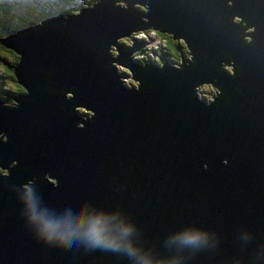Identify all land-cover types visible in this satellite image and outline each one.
I'll use <instances>...</instances> for the list:
<instances>
[{"label": "water", "instance_id": "obj_1", "mask_svg": "<svg viewBox=\"0 0 264 264\" xmlns=\"http://www.w3.org/2000/svg\"><path fill=\"white\" fill-rule=\"evenodd\" d=\"M123 1L3 28L24 93L0 101V169L15 161L0 175V264H264V0ZM147 30L182 39L191 61L120 48ZM29 195L53 223L102 218L135 254L47 243ZM185 232L207 241L184 244Z\"/></svg>", "mask_w": 264, "mask_h": 264}, {"label": "clouds", "instance_id": "obj_2", "mask_svg": "<svg viewBox=\"0 0 264 264\" xmlns=\"http://www.w3.org/2000/svg\"><path fill=\"white\" fill-rule=\"evenodd\" d=\"M15 1H18V0H15ZM20 1H23L24 3L26 2L25 0H20ZM119 1H122L125 4V2L123 0H116V3ZM9 2H13V1H9ZM93 2H94V0L89 4H92ZM77 3L82 4L83 7H85L87 4V2L85 0L80 1V2H79V0H70V2L68 4H54L53 8L48 10L49 16H47V17L57 16V15L58 16L59 15L65 16L64 13L71 12L70 11L71 6L69 4H77ZM134 4L135 3H133V6H135ZM141 4H143V3H141ZM225 5L229 6L230 2L229 1L225 2ZM146 6L147 5L145 4L144 6H135V7H138L139 12H141V11L146 12L147 11L145 9ZM123 8L125 10V6ZM75 10H77V9H74L72 11H75ZM75 14H77V13H75ZM45 18L46 17H44V18L33 17L30 20L34 21V20H40V19H45ZM30 20H28V21H30ZM230 21H231V23H233L239 27L240 26L243 27V33H249L252 31V27L248 23L244 22L243 20H241L240 18H238L236 16H232L230 18ZM149 32H151V35L149 34ZM172 38L176 39V38H174L173 35H172ZM128 40L130 42L129 46L132 47L129 50H134V54H135L134 56L136 58H138V60H140V61H148V60L150 61L151 56H150L149 52H152L153 54H157V53H159V51H161V49H158V48L160 46L162 48V46L164 45V40L162 39V35L157 34V31L155 34L154 30H151V31L147 30V31H145V33L131 34L128 37ZM176 40H180L183 42L182 39H176ZM248 41H250L249 37H247V36L242 37V42L246 43ZM118 42H119L120 48L122 50H125L124 48L126 46L121 44L120 41H118ZM139 42H141V45L143 47L150 48L149 50L144 51V53L147 54L146 59H141L142 55L139 51V47L137 45H135L136 43H139ZM163 51L164 50H162L160 53H163ZM181 52H182L183 58L187 61V63H189L191 61L190 54L185 52V51H181ZM0 59L3 60V64H6L9 66V73L12 74L13 79H14V75L12 73V68H13L14 63L11 66V62L7 58H4L1 56ZM17 60H18V57H17ZM154 63H159V62L155 61ZM178 63H179V61L175 62V64H178ZM159 64H161V62ZM228 66L230 67V71H232V65L230 63H225V65H224L225 70H227ZM122 70H125V69L122 68L120 70V73L123 76L124 82L129 83V84H133L134 82L129 77L128 71H127V73H128V75H127ZM4 74L6 75L7 73L4 71ZM23 93H24V91H23ZM23 93L21 92L19 96H21ZM18 97L16 95H12L11 99H10L11 102L9 104H6L1 99H0V101L2 102V105H4V106L5 105H11V104H13V102H14V104H17L15 99ZM81 114H82V116H84L82 112H81ZM89 116L90 115L84 116L83 118H87ZM78 125H81V124H78ZM14 164H15V161L7 163L4 166V169H0V175H3V176L6 175L7 176L9 174L11 167H13ZM39 179L47 181V187H49L52 184L51 177L39 175ZM31 184H37V177H35L34 179L25 183L24 184L25 187H23V185L21 186V198H28V187H31ZM29 211H30L31 222L37 226L39 234L47 243L58 242L60 244L67 245L69 243L68 237L72 236V237H75L78 239H82L92 248L103 247L105 249L120 250L123 247V248H126L127 251H129L130 253L135 254V250L131 247L130 244H123L117 237H115L109 233L108 229L103 226V220L100 217H97L91 221H87L83 218H80L78 220L77 219L70 220V221L66 222L65 224L53 223L50 220H48L47 218H45L43 215H41V216L36 215L35 208L31 202V196L30 195H29ZM121 231H122V234L124 236H127L128 234L131 233L132 228L130 226H125V227H122ZM178 239H180L184 244L199 246L202 243H206L207 236L205 234L200 233V232H185V233L181 234L178 237Z\"/></svg>", "mask_w": 264, "mask_h": 264}, {"label": "trees", "instance_id": "obj_3", "mask_svg": "<svg viewBox=\"0 0 264 264\" xmlns=\"http://www.w3.org/2000/svg\"><path fill=\"white\" fill-rule=\"evenodd\" d=\"M24 4L25 3L20 0L0 3V37L6 36L4 29L19 27L17 23H14L10 20L13 21L15 20L17 22L25 24L26 20H30L33 17L44 18L49 16L48 10H41L37 12L32 7ZM157 34L162 35V39L164 40L165 50L163 51V53H160L159 51V53L157 54H153L152 52H149L151 56L150 61L152 62L157 61L160 63L168 58L171 61L178 62L179 57L181 55V51L188 52L185 43H183L180 40L173 39L171 34L169 33L162 34L158 31ZM120 42L121 44L126 46L124 48L125 50L132 48L131 46H129L130 42L128 40V37L123 38L122 40H120ZM135 45L139 47V51L142 55L141 59H146L147 54L144 53V51L149 50L150 48L143 47L141 45V42L136 43ZM1 56L7 58L11 62V66L13 63L17 61V56L15 53L0 45V57ZM4 71L7 73L6 75L4 74ZM122 71L128 75L127 70H122ZM209 91H210L209 87H207L205 94H207ZM21 92L23 93L22 88L15 83L12 74L9 73V66L3 64V60L0 59V99L4 101L6 104H9L11 102L10 100L11 96L16 95L18 97Z\"/></svg>", "mask_w": 264, "mask_h": 264}, {"label": "rangeland", "instance_id": "obj_4", "mask_svg": "<svg viewBox=\"0 0 264 264\" xmlns=\"http://www.w3.org/2000/svg\"><path fill=\"white\" fill-rule=\"evenodd\" d=\"M9 1H15V0H0V3L2 2H9ZM25 4L24 5H27V6H30L32 7L35 11L39 12L41 10H50L51 8H53L54 4H68L70 2V0H25ZM80 1H83V0H79ZM87 2V4L91 3L93 0H85ZM117 4H120V7H124L125 4L122 2V1H119L117 2ZM71 6L70 8V11L76 9L77 7H79L80 5L82 4H69ZM135 6H140L138 4H134ZM133 6V4L131 5V8L132 9H136L138 11V7H135ZM14 23H17L19 25V27H23L25 24H22L20 22H17V21H13V20H10ZM28 20H26L27 22ZM149 34L151 35V32H149ZM227 70L229 73H231L230 71V67L228 66L227 67ZM23 187H25L23 185Z\"/></svg>", "mask_w": 264, "mask_h": 264}]
</instances>
